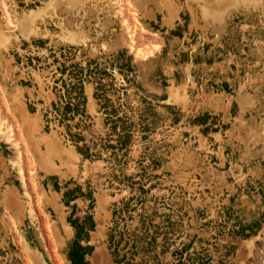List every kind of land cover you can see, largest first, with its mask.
Masks as SVG:
<instances>
[{"label": "rangeland", "instance_id": "obj_1", "mask_svg": "<svg viewBox=\"0 0 264 264\" xmlns=\"http://www.w3.org/2000/svg\"><path fill=\"white\" fill-rule=\"evenodd\" d=\"M162 1L0 0V264H264V0Z\"/></svg>", "mask_w": 264, "mask_h": 264}, {"label": "bare ground", "instance_id": "obj_2", "mask_svg": "<svg viewBox=\"0 0 264 264\" xmlns=\"http://www.w3.org/2000/svg\"><path fill=\"white\" fill-rule=\"evenodd\" d=\"M163 1H164V0H163ZM163 1H162V2H163ZM195 1H197V0H195ZM206 1H208V2H206V5H208V4H210V5L214 4V5H215V1H216V2H218V1L221 2V1H223V0H206ZM227 1H230V0H227ZM232 1L234 2V1H236V0H232ZM243 1H247V2H248V1H252V0H243ZM55 2H56V1H55ZM170 2H171L170 0H165V2H163V3H164V5H165V4H169ZM200 2H201V0H200ZM247 2H246V3H247ZM174 3H175V2H174ZM174 3H173V4H174ZM197 3H198V2H197ZM207 3H208V4H207ZM231 3H232V2H231ZM52 5H53V4H52ZM201 5H202V4H201ZM228 5H229V4H228ZM208 6H209V5H208ZM219 6L221 7V9H220L218 12H219V14L221 15V18H222V19H221V22L223 23V19H224V18H223V16H222V12H221V11L224 10V6H222L221 4H220ZM174 7H176V6H174ZM174 7H173V8H174ZM206 7H207V6H206ZM211 7H212V6H211ZM225 7H226V6H225ZM232 7H233V6H232ZM236 7H237V6H236ZM236 7H235V8H236ZM170 8H172V7H170ZM213 8H214V7H213ZM204 9H205V8H204ZM38 10H39V9H38ZM176 10H177V9H176ZM176 10H175V11H176ZM169 11H170V10H169ZM171 11H172V10H171ZM230 11H231V10H230ZM44 12H45V11H44ZM29 13H30V12H29ZM36 13H37V12H36ZM225 13H226V11H225ZM210 14H212V13H210ZM34 15H36V14H34ZM34 15H30V17L26 19V23H24V24H25L24 26H26V30H32V29H31V26H29V24L31 25V24L33 23L34 19L37 17V15H36V16H34ZM170 15H171L170 17H172V16H173V12H171ZM175 15H176V14H175ZM225 15H226V14H225ZM203 16H204V14H203ZM212 16H213V15H212ZM209 17H210V15H209ZM213 17L215 18V16H213ZM207 18H208V17H207ZM23 19H24V18H23ZM174 19H175V18H174ZM225 19H226V17H225ZM207 20H208V19H207ZM172 21H173V20H172ZM205 21H206V18H205ZM214 21H216V19H214ZM19 22H20V20H19ZM27 22H28V23H27ZM207 22H208V21H207ZM217 23H218V21H217ZM219 23H220V21H219ZM26 24H27V25H26ZM214 24H216V23H214ZM219 26L222 27V25H219ZM219 26H218V27H219ZM1 34H2V33H1ZM5 39H6V38H5L4 36H2V35L0 36V45H1V46L5 45ZM38 80H39V79H38ZM39 85H40V84H39ZM21 92H22V91H21ZM46 140H47V139H46ZM47 144H48V143H47ZM53 145H54V143H52L51 146H53ZM55 146H56V145H55ZM52 148H54V147H52ZM55 149H56V148H55ZM57 149H58V148H57ZM69 150H70V149H68V151H66V152L68 153V155L70 154V153H69ZM58 151H59V150H58ZM58 151H57V155H58V153H59ZM54 153H56V152H54V151H53V153H51V151H47V152H46V160H47L48 166H50V167L57 166V165H55V162H51L52 160H51V158H50L51 156L56 155V154H54ZM60 153H61V151H60ZM72 153H73V151H72ZM57 155H56V156H57ZM58 156H59V155H58ZM70 156H71V154H70ZM53 157L55 158V156H53ZM57 158H58V157H57ZM58 167H59V166H58Z\"/></svg>", "mask_w": 264, "mask_h": 264}]
</instances>
